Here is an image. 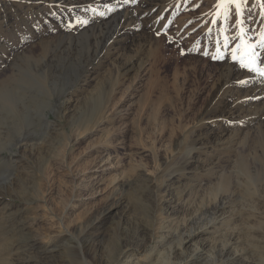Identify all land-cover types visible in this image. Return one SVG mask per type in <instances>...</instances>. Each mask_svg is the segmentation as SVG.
<instances>
[{
    "label": "rangeland",
    "instance_id": "1",
    "mask_svg": "<svg viewBox=\"0 0 264 264\" xmlns=\"http://www.w3.org/2000/svg\"><path fill=\"white\" fill-rule=\"evenodd\" d=\"M237 61L243 73L233 74L228 62ZM261 69L264 0H0V143L12 142L3 151L15 156L0 161V191L13 188L10 198L0 197L28 199L10 210L26 217L32 235L67 231L63 243L72 247L0 249V264H96L93 254L109 261L124 245L131 262L161 264L176 247V229L164 223L162 233L151 231L154 195L170 176L174 196H193L168 224L182 223L190 208L183 236L198 229L173 262L201 255L192 264L220 263L213 260L225 231L235 227L237 249L250 264H264L257 258L264 256V99L242 100L246 89L264 90ZM229 100L232 115L225 116ZM225 130L233 136L218 141ZM210 131L196 149L200 160L183 168L198 133ZM175 140L180 151L165 165ZM94 163L100 169L89 174ZM81 184L87 188L76 195L72 188ZM217 191L231 213L206 225ZM115 196L124 205L108 210ZM99 214L86 236L71 229ZM0 229L1 245L12 233L2 219Z\"/></svg>",
    "mask_w": 264,
    "mask_h": 264
},
{
    "label": "bare ground",
    "instance_id": "2",
    "mask_svg": "<svg viewBox=\"0 0 264 264\" xmlns=\"http://www.w3.org/2000/svg\"><path fill=\"white\" fill-rule=\"evenodd\" d=\"M109 4V3H108ZM145 10V9H144ZM131 12V11H130ZM144 12V11H142ZM147 12V11H146ZM132 13V12H131ZM139 15V14H138ZM138 17V16H137ZM144 17V16H143ZM146 18V17H145ZM141 20V19H140ZM144 21V20H143ZM148 21V20H147ZM132 23V22H131ZM139 24V23H138ZM142 25V24H141ZM123 29V28H122ZM127 30V29H126ZM125 32V31H124ZM128 32V31H127ZM122 34V33H121ZM126 34V33H125ZM129 34V33H128ZM119 35V34H118ZM125 36V35H124ZM129 36V35H128ZM125 38H128V37H125ZM261 45V44H260ZM116 46V45H115ZM243 63V62H242ZM228 64H230V69L232 70L233 74H239V73H243V70L239 69V68H242L244 67L243 64H240V62H234V64L228 62ZM125 66V65H124ZM229 70V71H231ZM230 73V72H229ZM227 75V74H226ZM229 75V74H228ZM231 77V76H229ZM243 77V76H242ZM82 78V77H81ZM238 78V77H237ZM235 77V79H237ZM241 79V78H240ZM227 80V79H226ZM258 80V83L261 82L260 81V78L259 79H255V77L252 78V83H254L255 81ZM234 81V80H233ZM80 82V81H79ZM264 82V81H263ZM249 85V84H248ZM253 85V84H252ZM241 86V85H240ZM250 87V86H249ZM254 87H258L256 86V84H254ZM247 88V87H246ZM75 89V88H74ZM250 89V88H249ZM249 89H246L245 91L242 92V100L245 102L243 105H247V104H250L251 102L254 103V101H256V103L258 101H261L264 99V90L262 89V91H250ZM235 90V89H234ZM254 90V89H253ZM239 91V90H238ZM236 92V91H235ZM238 93V92H237ZM69 94H72V93H69ZM234 97V96H233ZM240 98V96H239ZM228 99V98H227ZM232 100V99H231ZM235 100V99H234ZM70 101V96L65 98L61 103H60V107L64 105L63 109H66V103H68ZM224 102V101H223ZM229 105L226 104V102L224 103L225 105V116H231V112L229 111V108L230 107V100L228 101ZM240 106V105H239ZM242 106V105H241ZM250 106V105H248ZM252 106V104H251ZM250 106V107H251ZM62 108V107H61ZM245 108V107H244ZM253 108V106H252ZM107 110V107L105 108ZM246 109V108H245ZM104 110V111H106ZM242 110V109H241ZM246 110H250L251 112V108L247 107ZM245 110V112H247ZM255 111V110H253ZM235 112V111H234ZM249 111L247 113H250ZM254 113V112H253ZM212 114V113H211ZM237 114V113H236ZM244 115V113H242ZM249 115V114H248ZM1 114H0V118H1ZM203 117V116H202ZM259 117V116H257ZM255 118V117H254ZM253 118V119H254ZM261 118V117H260ZM257 119V118H256ZM2 120V119H1ZM4 120V119H3ZM224 120V119H223ZM258 121V119H257ZM256 121V122H257ZM253 122H255V120H253ZM259 123V122H257ZM6 124V123H5ZM222 124V123H221ZM218 125V124H217ZM255 125V124H254ZM222 126V125H220ZM256 126V125H255ZM259 126V125H258ZM257 126V128H258ZM252 127H253V124H252ZM3 128V127H2ZM256 128V127H255ZM201 129V128H200ZM223 130V129H221ZM60 131V129H59ZM228 133V137L230 135V137H232V133L231 132H228L225 130V132H223V134H221L220 136H218V141H221L222 139V135L224 134H227ZM60 134L62 135V133L60 132ZM212 134L211 131L210 132H205V133H198V137H196L193 141V145L191 148H189L188 150V157L186 159H184L183 163V168H187L188 166L191 167L192 165L195 164V162H198L200 159H199V156L196 155V149L198 146L200 145H205V142L210 139L212 137ZM202 135V136H200ZM232 135V136H231ZM68 141L70 140H67V143ZM192 141V140H191ZM181 141H178L176 142V140L174 141V146L171 148L170 150V154L165 158L163 159V163L165 165L168 164V161L169 159H171L173 157V154L174 152H177L179 153V148H178V145L180 144ZM14 144H18V142H13ZM21 143V142H20ZM10 144H12V142H9V141H2L0 143V161H6V162H11L13 159H15V156L14 154H6L3 150H6L7 146H9ZM191 144V143H190ZM189 144V145H190ZM24 144H20L19 147L23 146ZM171 147V146H170ZM197 150H200V149H197ZM12 151V150H11ZM30 153H33V152H30ZM17 154V153H16ZM64 153L63 155L61 156V159L63 160L64 159ZM198 156V157H197ZM103 160V159H102ZM15 162H18L16 160H14ZM13 161V162H14ZM106 161V160H105ZM159 163V162H158ZM163 163H160V164H163ZM8 164V163H7ZM15 165V164H14ZM180 165H182L180 163ZM14 167V166H13ZM18 167V166H17ZM21 167V166H20ZM102 167V166H101ZM159 167V166H158ZM100 169V166L99 164L97 163H94V166H92L91 169H88V173L89 171H91L92 173H95L96 171H98ZM104 169V168H103ZM1 171V170H0ZM140 172H142L140 170ZM147 172V171H146ZM91 173V174H92ZM97 173V172H96ZM90 174V173H89ZM136 174V173H135ZM138 176H139V173H137ZM140 174H144V177H148L150 175V173H140ZM152 175V174H151ZM79 177H81V174L78 175V173H74L73 174V179H78ZM169 177V176H168ZM83 178V177H82ZM82 178H80L82 180ZM151 178V176H150ZM173 178V176L167 180V183L165 185H167L166 187H164L162 185V182H157V186L158 189H156V192H155V198H154V208H153V212H154V218L155 221H154V224L152 223V232L156 235L157 234H160L163 232V227H172L173 229L175 228L176 229V232H175V237L177 239V244H176V247L172 249V247H170V250L167 251L164 256L161 255L160 256V259H161V264H177L175 262H173L172 258L174 257V252L175 251H183V243L184 241L186 242H189L191 241L194 236H195V233H197L196 231L198 230L197 228H192L191 230H189L188 234L186 236H183V229H187V227H191L192 225V221L190 220V218H185L186 217V214L187 212L189 211H183V222L182 223H175L173 220V222L175 223L174 225H171V224H168V220L171 218V216L173 215V217H176L174 216L175 214L178 213V211L182 208L183 210H185L186 208H184V206L189 203V199H190V191L189 193L187 194V190L186 192H183L181 194H179L180 196H174V193H173V189L170 187L171 183H170V180ZM175 178V176H174ZM143 179V178H142ZM155 179V178H154ZM152 179V180H154ZM125 181V180H124ZM123 182H120L118 185L119 186H122L123 185ZM166 182V181H164ZM174 182V181H173ZM185 183V182H184ZM75 184V183H74ZM77 184V183H76ZM80 184V183H78ZM152 184V183H151ZM82 185V184H81ZM78 185L73 186L72 188V192L75 193V189L77 190L76 192V195H80L83 191H85V189L87 188L86 185ZM154 186V185H153ZM1 187V185H0ZM86 187V188H85ZM116 187V186H115ZM117 188V187H116ZM153 188V187H152ZM182 188H185V187H182ZM187 188V187H186ZM175 189H178V188H175ZM154 190V189H153ZM180 190V189H178ZM183 190V189H182ZM185 190V189H184ZM191 190V189H190ZM13 191V188L12 187H9V186H6L5 187V190L4 191H0V196H4V197H11L10 193ZM117 191V190H116ZM175 191V190H174ZM177 191V190H176ZM153 192V191H152ZM151 192V193H152ZM182 192V191H181ZM193 192V191H191ZM179 193V192H178ZM40 194H41V198L43 199L44 198V194H42V191H40ZM153 195V194H152ZM193 196V195H191ZM199 196V195H198ZM4 197H0V205L2 208H4V211L0 212V220L2 219V227L3 228H9L8 230H10V232L12 233L10 237L7 238V234L9 233H6V236L4 238H6L3 243H1L0 245V249H3V250H7L9 253V255H11V253H13L14 251H17V249H20L22 248V250H29L31 249L33 246H35L34 248H38V247H44L46 243H50L52 245H57V244H63V247H64V250L67 251V249H70L72 248L71 245L70 247H67V243H63V241L67 238L65 237H68L66 236L67 235V231L66 232H58L52 236H49V237H46L45 239H39L38 237L32 235V231H31V223L28 222V220L26 219L25 216H23L21 213L18 212L17 214V211H14L12 212L10 209H12L13 207H20V204L21 205H24V206H28V202L27 200L28 199H20L18 198L19 200V204L14 202V203H11L9 202L8 200H5ZM116 197V196H115ZM196 199V198H195ZM224 198H222V195L218 193V191L213 195V202L210 204H215L216 202L218 203V205L214 206L212 208V214H213V217L211 220H209V222H207L206 225L212 223V221L215 219V217H218V216H223V214H225V219H227V217L229 216V214L231 213V211H229V209H226V204H227V201H223ZM35 201V200H34ZM126 202V201H125ZM209 202V201H208ZM15 205V206H14ZM123 206L124 205V202H123V199L120 197V196H117L110 204V206L107 208L108 210L109 209H112L114 208V206ZM207 205V204H205ZM224 205H225V212L224 210H222L224 208ZM13 206V207H12ZM187 206V205H186ZM188 207V206H187ZM192 207V206H191ZM24 208H20V210H22ZM106 209V210H107ZM155 209V210H154ZM200 211V210H199ZM210 211V210H209ZM180 212V211H179ZM202 212V211H201ZM205 212V211H204ZM189 214V213H188ZM194 215V214H193ZM192 215V216H193ZM185 216V217H184ZM104 215L103 214H99L97 216H95L94 218H92V220H90V222L88 221V223H86L84 226L80 223V224H76L74 226L71 227V229H77L78 231H80L82 233V235L86 236L88 233H89V230L96 226L97 224L101 223V220L103 219ZM224 218V217H223ZM173 219V218H172ZM175 220V219H174ZM231 220V219H230ZM176 221V220H175ZM219 221V220H218ZM151 222V221H150ZM170 222V220H169ZM178 222V221H177ZM181 222V221H180ZM164 223H167L166 225H164ZM215 225V224H214ZM213 226V225H212ZM166 227V228H167ZM188 227V228H189ZM204 227V226H203ZM206 229L208 228V226L205 227ZM1 230V229H0ZM167 230V229H166ZM203 230V228H202ZM25 231V232H24ZM172 231V230H171ZM185 231V230H184ZM25 233L27 235H24L22 234ZM173 232V231H172ZM171 232V233H172ZM5 233V232H4ZM1 234V233H0ZM173 234V233H172ZM14 235H20V236H25L23 237V240L22 242H18L19 244H17L16 240L13 239ZM167 235V234H166ZM164 235H162L163 237ZM170 236V235H169ZM168 236V237H169ZM70 237V236H69ZM68 237V238H69ZM161 237V238H162ZM166 237V236H165ZM160 238V237H159ZM173 238V236H172ZM224 240L221 241L222 242V245L220 246V250H219V255L218 259L214 258L213 260V263L214 262H220L218 264H234L235 262H238L240 264H250V260H248V257L246 255V252H245V249H237V245L239 244V238H238V234L236 232V228H232L230 230H226L225 231V236H224ZM87 240V239H86ZM175 240V239H173ZM20 241V240H19ZM163 241V240H162ZM59 242V243H58ZM157 242V241H156ZM86 243V242H84ZM91 243V242H90ZM159 243V242H158ZM219 243V242H218ZM87 244V243H86ZM161 244V243H160ZM172 245V243H171ZM174 245V244H173ZM217 245V244H216ZM38 246V247H36ZM88 246V245H87ZM199 246V245H198ZM198 246H196V248H198ZM90 247H92L90 245ZM163 247V246H162ZM16 248L15 250H12ZM89 248V246H88ZM160 248V247H159ZM86 249V248H85ZM162 249V248H161ZM21 250V249H20ZM33 250V248L31 249ZM93 250V249H92ZM200 250V249H199ZM202 250V249H201ZM12 251V252H11ZM87 251V250H86ZM185 251V250H184ZM183 251V252H184ZM90 252V251H89ZM131 249L128 247V245H124L123 247L120 248L118 254L111 260L107 261V260H102L99 259V258H96L95 255L93 254V258L94 260H96V264H136L137 262H131L132 259L129 258V256L131 255ZM160 252V251H159ZM260 252V251H259ZM258 252V253H259ZM29 253V252H28ZM199 253V252H198ZM263 253V252H262ZM7 254V253H6ZM248 254V253H247ZM196 255V254H195ZM200 256L201 255H197V256H194L193 258H189L187 260H185L184 262L185 263H188V264H192V263H196L200 260ZM10 257V256H9ZM260 261H263L264 262V256L261 255V254H258V257ZM174 259V258H173ZM209 259V258H208ZM251 259V258H250ZM256 259V258H254ZM62 261V259H61ZM209 261V260H208ZM211 261V260H210ZM253 261V260H252ZM184 262L182 264H184ZM254 262V261H253ZM70 262L69 261H62V262H58V263H55V264H69ZM262 263V262H261ZM73 264V263H72ZM76 264V263H75ZM155 264V263H154ZM253 264V263H252Z\"/></svg>",
    "mask_w": 264,
    "mask_h": 264
},
{
    "label": "snow or ice",
    "instance_id": "3",
    "mask_svg": "<svg viewBox=\"0 0 264 264\" xmlns=\"http://www.w3.org/2000/svg\"><path fill=\"white\" fill-rule=\"evenodd\" d=\"M133 2H135V0H133ZM253 70H256V69H253ZM260 71V73H261V75H264V69H261V70H259ZM243 83V82H242Z\"/></svg>",
    "mask_w": 264,
    "mask_h": 264
}]
</instances>
